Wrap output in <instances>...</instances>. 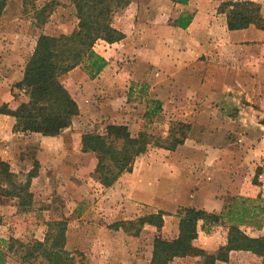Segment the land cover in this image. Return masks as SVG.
Here are the masks:
<instances>
[{
    "label": "rangeland",
    "instance_id": "374dc122",
    "mask_svg": "<svg viewBox=\"0 0 264 264\" xmlns=\"http://www.w3.org/2000/svg\"><path fill=\"white\" fill-rule=\"evenodd\" d=\"M45 1L38 0L35 4L42 6ZM138 1L140 0H132V3ZM210 1L202 3V7L207 4L211 12H220L221 4L229 0ZM252 1L261 5L264 16V0ZM64 2L66 5L57 7L48 22L38 28L34 24L36 20L32 3L8 0L0 20V82L9 78L13 98L4 104L10 108H17L27 100L23 91L13 87L39 35L70 34L77 28L76 11L67 1ZM200 3L201 1L197 2V8ZM159 8L162 12L167 9L172 13L176 12L173 4L166 0L162 1ZM122 13L115 20L118 16H123ZM163 16L164 14L160 17ZM164 20L165 24L170 25L173 21L166 20V17ZM129 24L134 25V19ZM161 34L165 40L158 46V56L162 60L166 57V47L170 48L172 45L169 44L170 34L166 31ZM236 34H239L236 36L239 40L237 49H233L231 54L230 49L222 46L221 54L225 63L221 66L215 63L209 67L208 74L213 76V81L210 85L209 82L206 83L210 89L219 87L217 81L221 87L224 84L233 85L236 71L233 70L235 66L229 64V58L233 55L237 58L240 69H246L240 70L246 74L242 77V83H246L245 79L249 78L246 71L253 75V80L247 82L248 91L245 95L242 91H236L232 100L225 99L219 103L213 101L212 104L204 105L203 98L187 96L185 91L174 98L170 97L167 104L150 98L146 87L145 95L141 94L143 89L140 87L132 94L129 90L125 91L124 104L121 105L124 110L116 114L113 120L116 124L128 125L133 136L140 132L162 139L171 138L174 133L180 136V122L188 124L190 129L185 144L174 151L150 146L148 152L136 160L133 172L123 174L112 187H105L95 173L98 159L94 153H90L84 161V165H88L92 158L93 164H96L94 170L80 173L81 166L78 167L73 161L64 160L65 164L61 163V158L67 154L56 143L49 142L41 134L14 131L12 134L8 121L0 122V146L6 160L0 158L10 164L11 169L19 175V180H25L23 174L33 168L35 160L40 163L42 175L31 185L33 205L28 210L20 209L17 198L0 197V243L1 240L10 239L25 244L34 240L43 241L48 224L64 220L67 223L66 248L73 254L75 264H150L155 238L171 240L178 236L180 208L195 207L219 214L226 213L230 205H241L242 200H246L245 205L250 208H256L260 216L252 224L242 225L241 228L252 237L263 236L264 30L251 27L247 32ZM97 49L104 50L102 46ZM124 58H112L117 64V72L120 71L119 64L123 63ZM80 69L85 72L83 68ZM7 73L10 76H6ZM64 76L61 78L65 81ZM9 89L5 91L0 88V95L9 93ZM248 93L250 95L246 97ZM155 102L161 103L158 105ZM4 104H0V107ZM157 107L160 110L154 113ZM100 120H93L86 127L83 125L85 129H78L76 126V135L79 136L83 131V134L105 133L107 125L113 124V121ZM13 121L15 124V118ZM73 138L72 149L76 144ZM242 174L249 178L248 185L244 187L256 190V193L252 191L255 194H251V197L232 191L234 186H243L237 184L238 176ZM159 212L165 214L164 226L159 231L149 224L144 225L138 235H135L138 224L130 227L128 232L123 228H115L118 223L136 222L144 216ZM227 236V226L213 225L203 229L200 224L196 245L207 252H216L226 244ZM18 260L13 256L8 259L7 264H21ZM34 264L47 263L39 258ZM172 264L202 262L187 257ZM225 264L262 262L250 252H238L234 253L232 262Z\"/></svg>",
    "mask_w": 264,
    "mask_h": 264
},
{
    "label": "trees",
    "instance_id": "16d2710c",
    "mask_svg": "<svg viewBox=\"0 0 264 264\" xmlns=\"http://www.w3.org/2000/svg\"><path fill=\"white\" fill-rule=\"evenodd\" d=\"M38 0H24L33 4L35 26L45 25L52 12L59 6H65L64 0H46L42 6ZM74 7L78 18L77 28L70 34L52 36L39 35L35 49L26 62L24 76L14 85V89L23 91L27 100L16 109L4 104L0 114L15 118L14 132L36 133L45 137L60 135L73 124L80 114V108L72 94L61 81L76 68L83 70L90 78H97L108 66L104 56L96 51V44L103 40L109 44L122 41L126 35L114 26L117 15L122 13L132 0H65ZM190 0H174L187 5ZM8 0H0V20L4 15ZM220 13L225 14L230 31H240L252 26L264 30V16L261 5L252 0H229L221 4ZM192 23V15L181 16L175 26L186 29ZM145 95V87L141 88ZM134 90L131 91V93ZM160 105L161 102H155ZM157 107L154 110L158 112ZM150 113V112H149ZM180 136L174 133L171 138H154L147 132L133 136L126 125L109 124L105 133L88 132L81 138L82 152L94 153L98 159L95 173L105 187H112L125 173H132L136 160L148 152L150 146L176 150L185 144L190 126L178 123ZM40 174V163L35 160L33 168L24 173L25 180L11 169L8 162L0 158V197L19 199V207L28 210L33 205L31 185ZM261 174V173H260ZM259 176V171L257 172ZM257 177L255 182L257 183ZM230 205L228 211L212 213L195 207H182L178 210L179 234L168 240L156 237L150 264H172L187 257L199 259L202 264L228 263L234 251L250 252L264 264V235L252 237L242 225L252 224L259 217L256 208L245 205ZM264 212V209H262ZM164 212L150 214L136 222H122L115 225L117 230L126 232L138 224L135 235L146 225H152L159 231L163 228ZM225 219L228 221L225 222ZM202 228L213 225L227 226V242L216 252H207L196 245ZM45 239L25 244L19 240H1L0 264L16 256L21 264H34L39 258L47 264H75L73 254L66 248L67 223L64 220L48 224Z\"/></svg>",
    "mask_w": 264,
    "mask_h": 264
},
{
    "label": "crops",
    "instance_id": "0c3cea01",
    "mask_svg": "<svg viewBox=\"0 0 264 264\" xmlns=\"http://www.w3.org/2000/svg\"><path fill=\"white\" fill-rule=\"evenodd\" d=\"M162 1L140 0L134 2L122 13L124 14L123 16H118L114 21V26L121 30L126 37L114 44H109L102 40L96 44V51L108 61V66L97 78H90L80 68H76L65 75V81L62 79L63 77L61 78V81L72 94L80 108V114L74 118L71 127L65 129L58 136L44 137L49 142L56 143L62 151L65 150V154L67 155H63V158H61L62 164H65V161H73L78 167L81 166L80 173H88L94 170L96 164H93L92 158L90 164L84 165L85 157L90 153L82 152L81 137L84 131L77 136L78 130H76V126H78V129H85L93 120L95 122L98 119H101L100 121L112 120L113 124H116L113 119L116 117V114L124 110L121 108V105L124 104V93L126 90H129V93L132 94V90L137 91L138 87H146L149 89L150 98L158 99L162 103L167 102V104L170 102V97L174 98L186 91L184 94L187 96L195 95L203 98L204 105L208 103L212 104L213 101L219 103L225 99L232 100L235 97L236 91H242L244 95L248 91L247 82L253 80V75L246 71L249 78L245 79L246 83H242L244 80L242 77H245L246 74L243 73L244 71L240 72V70L246 69H240L237 58L233 57V55L229 58V64L235 66L233 70L236 71L233 85L224 84L221 87L220 82L217 81L219 87L210 89V86L206 82H209L210 85L213 81L212 75L208 74L209 67L215 65V63L218 66L225 63V59L221 54L222 46L225 45V48L230 49L232 54L233 49H237L236 44L239 41L236 37L239 34L236 33L247 32L251 27L240 31H230L225 14L218 11L211 12L212 10H208L210 6H207V4H204V7H202V3H208L210 0H190L187 5L175 3L174 0H166L175 7L176 12L174 13L170 9H167L166 12L160 11L159 6ZM198 1H201V3L197 8ZM162 14L164 16L160 17ZM187 14L192 15V23L188 28L183 29L174 25L177 19ZM164 17H166V20L173 19L171 25L164 23ZM131 19H134V25L129 24ZM162 31L170 34L169 44L172 46L170 48L166 47V57L161 60L158 56V46L161 41L164 42L165 40L161 34ZM37 40L29 57L35 49ZM99 46H102L104 50L99 51L97 49ZM113 57L115 59L125 57L122 59L123 63L119 64L121 68L118 72L115 70L117 64L112 59ZM24 69L25 66L23 64L17 82L23 79ZM7 75L10 76V73H7ZM4 79V82H0L1 90L5 89L7 91V88L10 89L9 93L6 92L0 95V104L8 103L13 98L12 87L8 82L9 78L6 77ZM215 85L217 84L215 83ZM249 95L248 93L246 97ZM246 99L249 100L248 98ZM262 100L264 101V93ZM164 106L162 105L163 108H165ZM13 119L9 115L0 114V122L8 121L12 134H14ZM72 137H74L73 139L76 143L73 149ZM56 156L59 155L56 154ZM0 157L6 160L1 146ZM29 171L30 169L27 170V172ZM40 174L38 177L42 176ZM35 179L33 180L34 183ZM247 180L249 178L244 174L239 175L237 184L243 186L238 188L234 186L232 187V191L239 195L253 196L251 194H255L256 190L244 187L247 184ZM238 252L243 251L231 253V262L233 261L234 253Z\"/></svg>",
    "mask_w": 264,
    "mask_h": 264
}]
</instances>
